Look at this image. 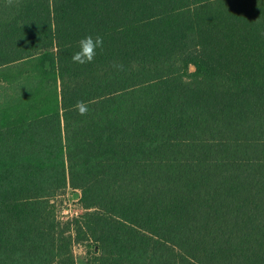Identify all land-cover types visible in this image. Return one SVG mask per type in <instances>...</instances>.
I'll list each match as a JSON object with an SVG mask.
<instances>
[{
	"label": "trees",
	"instance_id": "trees-1",
	"mask_svg": "<svg viewBox=\"0 0 264 264\" xmlns=\"http://www.w3.org/2000/svg\"><path fill=\"white\" fill-rule=\"evenodd\" d=\"M82 243L88 264H264V0H0V264Z\"/></svg>",
	"mask_w": 264,
	"mask_h": 264
},
{
	"label": "rangeland",
	"instance_id": "rangeland-1",
	"mask_svg": "<svg viewBox=\"0 0 264 264\" xmlns=\"http://www.w3.org/2000/svg\"><path fill=\"white\" fill-rule=\"evenodd\" d=\"M80 191L68 189L64 195L57 197V207L61 217L67 218L83 212V208L78 202V197H74V193ZM88 248L85 244H78L74 247V254L77 264H88V259L92 256V253H88Z\"/></svg>",
	"mask_w": 264,
	"mask_h": 264
},
{
	"label": "clouds",
	"instance_id": "clouds-1",
	"mask_svg": "<svg viewBox=\"0 0 264 264\" xmlns=\"http://www.w3.org/2000/svg\"><path fill=\"white\" fill-rule=\"evenodd\" d=\"M102 45V38L96 37L95 40L91 36H87L80 41V51L72 57L73 61L84 64L91 62L95 55L96 49ZM81 112L85 109L81 108Z\"/></svg>",
	"mask_w": 264,
	"mask_h": 264
},
{
	"label": "water",
	"instance_id": "water-1",
	"mask_svg": "<svg viewBox=\"0 0 264 264\" xmlns=\"http://www.w3.org/2000/svg\"><path fill=\"white\" fill-rule=\"evenodd\" d=\"M195 66L194 65H191V70H195ZM79 195V193L75 192L74 193V197H77Z\"/></svg>",
	"mask_w": 264,
	"mask_h": 264
}]
</instances>
